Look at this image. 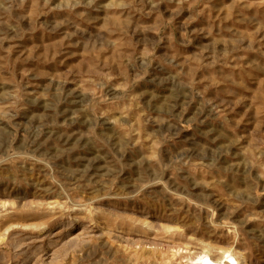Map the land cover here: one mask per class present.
I'll return each instance as SVG.
<instances>
[{
  "label": "rangeland",
  "instance_id": "rangeland-1",
  "mask_svg": "<svg viewBox=\"0 0 264 264\" xmlns=\"http://www.w3.org/2000/svg\"><path fill=\"white\" fill-rule=\"evenodd\" d=\"M0 234V264H264V0H0Z\"/></svg>",
  "mask_w": 264,
  "mask_h": 264
},
{
  "label": "bare ground",
  "instance_id": "bare-ground-1",
  "mask_svg": "<svg viewBox=\"0 0 264 264\" xmlns=\"http://www.w3.org/2000/svg\"><path fill=\"white\" fill-rule=\"evenodd\" d=\"M51 204V203H50ZM48 204V205H50ZM56 204V203H55ZM51 206V205H50ZM51 209V208H50ZM12 212V211H10ZM114 216V215H113ZM147 218V217H146ZM137 220V219H136ZM146 220V219H145ZM149 221V220H147ZM154 221V220H153ZM148 223V222H147ZM145 224V223H144ZM146 226V225H144ZM152 227V226H151ZM149 228V227H148ZM7 232V231H6ZM9 232V231H8ZM1 235V234H0ZM3 236V235H1ZM101 236V235H100ZM3 238V237H2ZM138 239V238H137ZM169 240V239H168ZM138 246V245H137ZM188 251V250H187ZM231 251V250H230ZM230 251H221V253L225 254V255H229V259H234L231 257V255L234 256V252H230ZM140 255V254H139ZM143 255V254H142ZM244 256V255H243ZM224 257V256H223ZM231 257V258H230ZM236 257V256H235ZM227 258V257H226ZM228 259V258H227ZM196 260V264H223L222 261H218V260H215L212 253L208 250V249H202L201 251H199V255L197 256V258L195 259ZM231 260L229 262H231ZM156 262V261H155ZM236 263V262H234Z\"/></svg>",
  "mask_w": 264,
  "mask_h": 264
}]
</instances>
